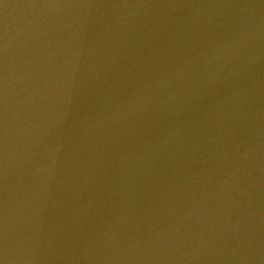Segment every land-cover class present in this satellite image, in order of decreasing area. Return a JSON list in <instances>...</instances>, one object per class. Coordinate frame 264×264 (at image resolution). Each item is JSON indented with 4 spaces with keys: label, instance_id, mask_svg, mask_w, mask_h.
<instances>
[{
    "label": "water",
    "instance_id": "95a60500",
    "mask_svg": "<svg viewBox=\"0 0 264 264\" xmlns=\"http://www.w3.org/2000/svg\"><path fill=\"white\" fill-rule=\"evenodd\" d=\"M4 264H264V0H2Z\"/></svg>",
    "mask_w": 264,
    "mask_h": 264
},
{
    "label": "snow or ice",
    "instance_id": "6c2138e0",
    "mask_svg": "<svg viewBox=\"0 0 264 264\" xmlns=\"http://www.w3.org/2000/svg\"><path fill=\"white\" fill-rule=\"evenodd\" d=\"M0 3H2V0H0ZM0 264H4V260L0 259Z\"/></svg>",
    "mask_w": 264,
    "mask_h": 264
}]
</instances>
